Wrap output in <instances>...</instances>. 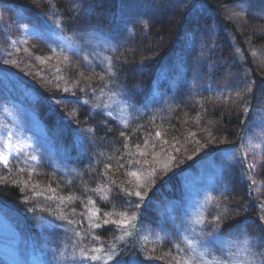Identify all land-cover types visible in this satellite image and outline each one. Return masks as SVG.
I'll return each instance as SVG.
<instances>
[{
  "label": "rangeland",
  "instance_id": "obj_1",
  "mask_svg": "<svg viewBox=\"0 0 264 264\" xmlns=\"http://www.w3.org/2000/svg\"><path fill=\"white\" fill-rule=\"evenodd\" d=\"M25 1H35L37 6L40 5L41 9L48 12L56 11L55 16L67 23V29H57L58 33H63L60 36L55 34L21 7ZM119 2L117 26L107 30L94 14V0H0V44L6 46L15 41V47L9 48V59L3 57L7 54L0 53V126L5 124L8 129L0 130V164L11 161L26 166L28 189L29 177L33 175L31 172L41 174L43 167L52 168L68 183L78 184L72 192H67L62 188L63 182L55 181L54 188L58 192L55 201L47 199L48 196H44L38 189L29 190L31 203L44 208L46 215L53 218V224L39 226L41 229L37 236L41 252L48 256L46 263L81 264L83 251L89 257L83 259V264H102L101 259L93 261L90 256L103 257L110 254L112 250L97 246L94 229L88 223L89 209L93 207L88 203L91 197L85 191L87 187L79 185L83 179L82 174L84 171L93 174L94 164L104 159V143L109 139L112 128L130 126L140 114L138 109L152 110L156 99L160 100L166 93H171L173 96L189 98L195 105L189 108L191 114L181 115L183 122L188 120L187 116L192 115L191 119L178 129L168 126L157 137L150 120L140 115L144 120L143 131L148 136L143 141H126L122 174L137 172L141 174L142 181L147 178L144 197L155 205L156 215L160 218L159 226L173 247L167 264H176L181 259L187 260L188 264H197L198 261L200 264H217V261H223L226 257L230 264H248L243 245L244 236L241 234L242 230H246L244 226L225 228L223 233L218 234L220 240L228 241V247L234 253V256H228L227 250H219L216 237L208 235L212 231L208 225L213 216L221 215L225 209L232 211L221 223L235 222L247 208L255 211L259 218L264 216L262 180H248V175H264V113L261 112L251 121L252 127L243 132L241 139L233 129L228 132L224 129L217 132L209 128L206 130L204 127L207 124L202 113L205 103L211 105L215 103L213 101H218L232 108L233 114L237 113L239 120H243L253 87L245 63L251 62L254 71L264 76V54L255 55L251 51L246 59L238 46L249 41L242 36L245 42H239L240 34L237 43L235 36L237 38L238 33L254 31L257 20L264 17V14L252 12L245 7L244 2H230L215 11L209 8L206 0ZM74 4H78L81 11H74ZM89 5L92 8L83 12ZM165 20H172L175 29L182 32L181 39L175 42L178 49L175 59L168 62L165 58L155 75L159 82H168L169 88L164 90L157 83L151 101L146 102L145 107H137L134 98L139 91L121 70L120 54L129 42L144 36L142 32H146L148 24ZM10 29L12 37L8 39L6 32ZM228 47L234 52L228 59L223 58L221 68L216 62L221 60V50ZM149 52L143 51V57L148 56L151 60L160 56L159 51ZM15 57L17 72L8 68L13 63L10 59ZM84 57L88 58L87 63ZM109 63L114 68L115 76L106 73ZM139 63V69H142L140 66L145 61ZM226 64L229 65L228 74L222 70ZM25 68L33 71L32 75L29 76ZM80 69H101L105 79L93 94L97 107L93 109L92 125L84 130L87 135L83 151L86 154L83 158L71 160L61 145L62 135L52 133L43 122L39 113L40 103L31 90L32 87L37 89L32 77L39 78L44 72L51 74L55 80H68V85H72L76 83L73 74L82 72ZM113 79L117 81L115 87L111 84ZM136 143L139 144L138 148H133ZM234 154L238 155L233 158ZM147 155L151 165L165 174H162L165 180L171 174L178 175L184 188L181 196L168 199L159 190L157 193L156 188L152 187L158 182L155 178L153 180L156 182L149 184L148 169L141 160ZM169 156L175 159L169 160ZM128 161L133 163L129 164ZM13 169L20 172L18 165L13 168H2L0 165V177L9 180L11 175L12 180L19 181V174ZM162 175L156 174L159 177ZM127 180L132 182V188L129 190V186H125L124 189L135 191L136 178L128 175ZM21 182L27 184L24 180ZM152 193L157 197L154 198ZM60 197L72 199L62 202ZM22 199L28 201L26 192ZM30 211L34 210L30 208ZM128 215L133 213L128 211L120 214L124 216L123 219H128ZM198 220L202 223H197ZM129 225L117 227L114 224L113 227L122 230L128 229ZM20 239L21 235L13 228V224L0 213V260L7 264L26 263L25 255L22 256L18 249ZM188 240L192 241L191 246ZM93 248H100L101 251L94 253L91 251ZM122 262L153 264L135 257L130 258L128 263ZM155 262L160 264L161 261ZM32 263H35L34 260Z\"/></svg>",
  "mask_w": 264,
  "mask_h": 264
},
{
  "label": "trees",
  "instance_id": "obj_2",
  "mask_svg": "<svg viewBox=\"0 0 264 264\" xmlns=\"http://www.w3.org/2000/svg\"><path fill=\"white\" fill-rule=\"evenodd\" d=\"M119 1L94 0V3H96L94 14L99 19L100 24L107 30H112L117 26L120 8ZM206 1L209 8L214 11L230 2H244L245 7L247 9L249 8L252 12L258 15L264 14V0ZM39 6L36 5L35 1H25L21 7L60 36L63 32L58 33L56 30L63 29L64 31L67 29V23L62 22L55 16L56 11L48 12ZM11 26L13 27V25ZM253 29L255 30L249 33H238L237 38L235 36L237 43L240 34L241 39L239 42H245L242 36L249 41L244 44L241 43L238 46L240 47L242 56H245L246 59L251 55V51H254L252 54L255 55L264 54V17H259ZM11 33V29L9 32H6L8 39H11ZM142 33L144 35L142 38H136V40L129 42L120 54L122 60L121 70L125 72V75H127L126 78L130 79L139 91L134 98L136 99L137 107H145V103L151 101L150 97H153L157 83L163 86L164 90L169 88L168 82L165 84L159 82L155 75L161 69L165 58L168 62H171L173 58L175 59L178 50L175 42L181 39L182 32L175 29L172 20H165L163 22L152 21V23L148 24L146 32ZM223 42L226 41L223 40ZM10 46L15 47L14 40L10 45L5 46L0 44V53L7 54V56L3 55L6 59H9ZM155 50L160 52L159 57H154L150 60L148 56L143 57L142 55L143 51H150L149 53H151ZM233 52L229 47L221 50L219 56L221 60L216 62L217 65L222 68L224 63L223 58L232 56ZM10 60L13 63L8 68L17 72L16 57ZM143 60L145 63L142 69H139V62ZM251 65V62L245 63L246 71L252 77L253 87L250 92L251 95L248 98V107L247 111L244 112L243 120H239L237 113L233 114L232 108L220 104L221 102L213 101L215 103L211 105H206L205 103L203 105L204 111L202 117H204L205 123L208 126L204 127L207 128L206 130L209 128L217 132L224 129L228 132L233 129L241 139L243 132L252 127L251 121L257 118L261 112L264 113V76L255 72ZM228 67L229 65L226 64L225 69H222L227 74ZM80 70L83 73L78 71L73 74L72 78L76 83L72 85H68V80H55L49 73L42 72L43 75L39 76V78L36 76L32 77V80L37 84V89L32 87L31 90L37 96L38 102L40 103L39 113L43 118V122L52 133L62 135L61 145H63L66 154L71 160L83 158L85 156L84 154H86L83 151L84 145H86L84 142L87 135L84 133V130L93 123V109L97 107V102L94 100L93 94L96 92V88L103 82L99 78L103 74L101 69L90 71ZM25 71H27L29 76L33 73L28 68H25ZM41 77L44 79H41ZM64 89L68 91H64ZM190 106L194 107L195 105L189 98L184 99V97L179 95L173 96L171 93H166V96L160 100L156 99L155 104L151 107L152 110L146 111L142 108L138 109L140 114L135 117L130 126L124 128L114 127L110 130L109 139L104 143V159L94 164V173L89 174L87 171L83 172V179L80 180L81 183L79 185L87 187L85 191L88 192V197H91V200L94 201L91 204L93 207L91 209L97 212V216L93 217V223L99 225V227L93 228L97 246L106 250H112L110 254L114 257V260H108L107 254H105L101 257L102 264H111L115 260H122L128 263L130 258L133 257L140 261L152 262L153 264H157L155 261H161L159 262L160 264H167L169 262L173 247L163 228L159 226L160 218L156 215L155 205L151 204V201L145 197L143 200H140L133 195L129 196L121 191L125 186H129L130 190L132 188V182L127 180V173L126 175L122 174L124 169L120 165H122V158L125 156L123 150L126 141L128 139L134 142L138 139L143 141L148 136L147 132L143 131V119L147 118L150 120L155 133L159 131L162 134L168 126H175V129H178L181 125H186L192 115L187 116L188 120L186 122L182 121L181 115L185 113L191 114L192 111L189 110ZM142 114L143 119L140 116ZM193 116L195 117L196 115ZM0 130L8 131L5 124L0 126ZM121 132L124 133L123 136H121ZM138 145L136 143L133 148H138ZM142 158L143 163L145 160L148 161V164H145L148 173L152 169H156L151 165L148 155ZM15 164L19 166L20 172H16L15 169L13 171L19 174V181L12 180L11 175H9V180L0 177V213L13 224V228L21 235V239L18 242V249L22 253V256L25 255L26 257L25 264H33L32 260H34V264H47L48 256L41 252L37 236L41 229L39 226L53 224V218L46 215L44 208H40L31 203L29 200V190L38 189L44 196H48V198H44L55 201L56 199L50 198L58 195L57 189L54 188L55 181L63 182L62 186L64 187L62 188L66 189L67 192H72L78 184L77 182L68 183V180L56 174L52 168L43 167L40 171L41 174L30 171L33 175L29 177L30 188L28 189L26 166ZM15 164L11 161H6L0 165L2 168H5V166L13 168L16 167ZM156 174H159V176L162 174L165 175L159 169H156ZM163 175L161 177H154L158 182L154 181L153 177L148 176L150 178L149 184L153 185V182H156L151 186L156 188L155 191L157 193L159 190L160 193L166 195L168 199L181 196L184 188L182 182L178 179V175L171 174L167 180H165L166 177ZM12 177L15 179V176L12 175ZM255 179L256 181L262 180L263 185L261 186H264L263 174L259 177L256 175L255 177H249L248 175V180L254 181ZM22 180L27 182V184L22 183ZM151 180H153L152 183ZM250 184L252 185V181ZM25 192L28 194V201L26 202L22 199V195ZM151 195L154 198L157 197L154 193ZM17 200H20V202ZM137 204L139 207H136ZM24 208L28 209L24 210ZM30 208L34 211H30ZM128 211L135 216V219H131L128 229L119 230L113 227L114 224L109 223L105 225L103 223L105 218L110 221L121 220L124 216H120V214ZM133 215H128V219L130 220V217L132 218ZM222 224L224 229L233 228L236 225L238 227L244 226L250 233L251 231L256 232L264 226L259 216H256L255 211H251L248 208L235 222L225 221ZM0 264L7 263L0 260Z\"/></svg>",
  "mask_w": 264,
  "mask_h": 264
},
{
  "label": "snow or ice",
  "instance_id": "obj_3",
  "mask_svg": "<svg viewBox=\"0 0 264 264\" xmlns=\"http://www.w3.org/2000/svg\"><path fill=\"white\" fill-rule=\"evenodd\" d=\"M91 8H92V5H89L88 9H83V12L86 13ZM73 10L74 11H81V8L78 4H74ZM193 39H195V32H193ZM87 59H88L87 57H84L85 63H87ZM5 63H7V61H5ZM140 67L142 68L143 65H141ZM106 73L110 74L112 76L116 75L114 68L112 67L111 63H109V66L106 69ZM99 78L101 80H104L105 79L104 74H101ZM111 84L113 87H115L117 84V81L115 79H113L111 81ZM64 91H68V90L64 89ZM82 91H83V89H82ZM245 111H247V109H245ZM9 135H11V133H9ZM123 135H124V133L121 132V136H123ZM155 135L157 137H159L161 135V133L159 131H157L155 133ZM145 143L147 144L148 142L145 141ZM165 143H166V141H165ZM141 155H144V153H141ZM236 155H238V154H234L233 158H235ZM31 159H35V157H31ZM174 159H175L174 157L169 156V160H174ZM25 162H27V161H25ZM128 163L132 164L133 161H128ZM135 163H140V161H135ZM144 164H148V161L145 160ZM120 166L123 167V165H120ZM165 167H167V165H165ZM128 175L136 178V190L135 191H127L125 189H121V191L125 192V194H127L129 196L134 195L135 197L139 198L140 200H143L144 196H145L143 189L148 182L147 178L143 179V181H142L141 174L137 173V172H129ZM148 176L154 178L156 176V170L152 169L148 173ZM50 198L56 199L57 197L53 196ZM59 199L63 202L64 200H71L72 197H60ZM88 203L93 204L94 201H92L91 198H89ZM136 207H139V205L137 204ZM231 211H232L231 209H225L221 215L213 216L210 225H208L209 227L212 228V231L209 232L208 235L216 237V239L219 243V250L220 251H226L227 250L228 256H234V253H231V251L228 247V241L220 240L218 234L224 232V226L221 222L227 219V217H228V215H230ZM89 212H90V215L88 216V223H89L90 227H92V228L99 227V225L97 223H93V217L97 216V212L93 211L92 209H89ZM61 219H64V217H61ZM131 219H135V216L133 215V217ZM260 220H261L262 225H264V216H261ZM68 223H72V221H68ZM103 223L105 225H108L109 223H111V224H115L117 227H126L129 225L130 220L129 219H121V220H111L110 221L109 219L105 218L103 220ZM197 223H202V221L198 220ZM241 234L244 236L243 245H244V251L248 257V264H264V226H262L254 234L248 233L246 230H242ZM77 235H79V233H77ZM97 239H98V237H97ZM187 243L189 246L192 245L191 240H188ZM177 247H179V245H177ZM91 251L94 253H98L101 251V249L100 248H93V249H91ZM181 251H183V249H181ZM81 257H82L81 264H83V259L89 258L86 256V254L83 251L81 252ZM90 259L93 261H97V260H100L101 257L99 255H91ZM107 259L108 260H114V257L111 254H108ZM115 264H123V262L120 260H115ZM129 264H138V262H129ZM176 264H188V261L181 259V260H177ZM197 264H200V262L198 261ZM217 264H230V261L226 257L223 261H217Z\"/></svg>",
  "mask_w": 264,
  "mask_h": 264
}]
</instances>
